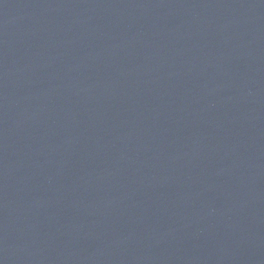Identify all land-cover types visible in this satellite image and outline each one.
I'll use <instances>...</instances> for the list:
<instances>
[{"label": "water", "instance_id": "obj_1", "mask_svg": "<svg viewBox=\"0 0 264 264\" xmlns=\"http://www.w3.org/2000/svg\"><path fill=\"white\" fill-rule=\"evenodd\" d=\"M0 264H264V0H0Z\"/></svg>", "mask_w": 264, "mask_h": 264}]
</instances>
